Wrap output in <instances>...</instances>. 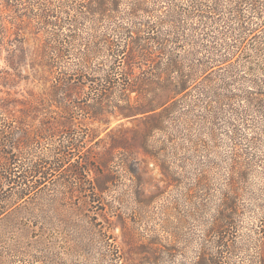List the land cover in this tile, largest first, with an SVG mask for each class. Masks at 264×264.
I'll return each mask as SVG.
<instances>
[{
  "label": "rangeland",
  "instance_id": "rangeland-1",
  "mask_svg": "<svg viewBox=\"0 0 264 264\" xmlns=\"http://www.w3.org/2000/svg\"><path fill=\"white\" fill-rule=\"evenodd\" d=\"M54 8L66 19L60 4ZM78 14L71 12L76 20H66L60 39L70 28L76 38L50 43L0 0V113L38 133L52 111L45 66L55 60L57 76L77 87L71 98L78 119H62L63 127L75 129L86 146L74 157L86 168L82 176L59 175L28 205L30 213L0 224V256L6 264H219L224 254L225 264H264V33L260 51H251L252 63L217 72L210 92H192L162 112L151 131L156 119L122 114L119 92L111 105L95 106L98 93L90 80L105 83L111 23L103 12L93 18ZM211 41L202 31L194 33L177 55L198 52L192 61L205 60ZM234 45L231 35L217 40L222 53ZM216 96L231 99L215 103ZM88 103L94 109L85 118L80 108ZM236 161L244 174L235 175L240 195L233 199L229 179ZM68 184L75 186L72 193ZM224 194L232 199L225 209Z\"/></svg>",
  "mask_w": 264,
  "mask_h": 264
},
{
  "label": "trees",
  "instance_id": "trees-1",
  "mask_svg": "<svg viewBox=\"0 0 264 264\" xmlns=\"http://www.w3.org/2000/svg\"><path fill=\"white\" fill-rule=\"evenodd\" d=\"M5 3L12 7L26 28L50 43L62 45L76 38V32L70 28L67 38L60 39L66 20H76V15L71 16L73 10L85 18L105 13L112 30L105 40L111 64L104 84L94 78L90 80L92 92L98 93L94 98L95 106L107 107L108 102L111 105L119 92L120 102L124 103L121 107L126 111L122 114L156 119L157 125L150 127L151 131L159 126L158 121L164 117L162 112H169V108L187 100L192 92H210L217 72L252 63L251 51H260L257 41L264 33V0H5ZM124 3L126 9L122 11ZM57 4L64 8L66 19L54 8ZM211 27L214 34H207L206 29ZM4 31L0 20V32ZM200 31L212 39L205 50L207 59L192 61L198 52L180 58L177 48ZM227 35H231L236 45L228 53H222L217 48V40ZM82 54L87 65L88 55ZM50 61L48 63L52 64L45 66V72L51 79L52 89L46 102L52 111L40 122L42 129L38 133L27 131L22 121L0 113V224L24 212L30 213L29 204L49 183L54 184L59 175L64 173L77 179L86 169H80L81 164L74 160L86 147L84 137L78 141L75 129L63 127V120L78 119L74 116L71 98L77 87L69 77L57 76L55 60ZM230 99L216 96L215 103ZM245 100L253 101L250 96ZM213 104L209 102L207 106ZM93 109L89 103L80 108L82 117L87 118ZM233 173L229 186L234 199L240 195L235 175L244 174L240 162H235ZM65 189L72 193L75 186L68 184ZM230 200L228 194H224V209ZM231 210L232 215L238 214L235 203ZM18 221H12V226ZM262 221L264 233V219ZM22 229L24 232L25 228ZM225 259L222 254L219 264H225ZM0 264H6L5 257L0 256Z\"/></svg>",
  "mask_w": 264,
  "mask_h": 264
}]
</instances>
